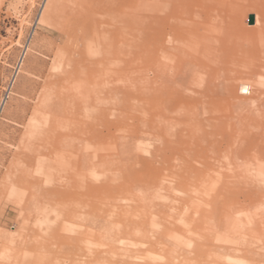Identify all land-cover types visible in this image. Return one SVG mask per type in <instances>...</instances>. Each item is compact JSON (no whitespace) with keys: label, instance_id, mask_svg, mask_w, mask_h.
<instances>
[{"label":"bare ground","instance_id":"1","mask_svg":"<svg viewBox=\"0 0 264 264\" xmlns=\"http://www.w3.org/2000/svg\"><path fill=\"white\" fill-rule=\"evenodd\" d=\"M51 6L61 17L62 44L40 50L49 61L44 59L37 67L31 64L38 59L34 49L22 59L19 78L27 81L22 111L12 119L15 128L10 129V121L6 133L0 132V141L7 139L14 147L5 153L0 142V203L13 198L18 214L25 210L35 214L34 239L25 245L15 241L12 232L0 230V264H26L22 253L34 248L44 254L33 264H83L92 259L78 234L62 233L75 229L66 222L69 217L91 212L96 217L94 211L107 224L103 229L109 233L113 254L123 248V264H135L132 260L140 249L151 246L145 240L152 238L164 245L161 236L175 232L172 222L176 219L193 221L173 246L187 244L189 233L202 234V227L196 225L211 223L214 217L213 223L222 219L230 231L244 228L235 215L225 211L234 200L238 203L241 185L231 188L224 182L213 189L206 187L224 168L216 159L210 160L207 151L211 147L218 154L236 151L238 163L226 159L234 167L238 164L239 169L257 172L246 183L256 187L264 206V101L260 102L264 98V1L53 0ZM250 13L254 19L250 23L249 17L247 23ZM208 40L228 42L215 53ZM149 61L164 74L185 62L190 71L185 79L189 92L178 89L162 105L147 99L153 79L145 71ZM219 95L239 99L216 115L215 107L223 103L217 100ZM99 100L102 104L106 100L110 108L100 112L93 105ZM211 101H215L214 108ZM197 102L207 115L196 124L188 121L195 120L197 111L189 118L172 113L185 103L196 110ZM116 107H134L138 124L120 118L123 110L118 114ZM234 120L240 122L239 127L233 126ZM187 122L189 127L184 126ZM214 123L218 125L216 139L208 149L199 148L207 133L203 126ZM228 126V137L236 141L223 146ZM145 136L160 148L159 154L141 153L144 144L137 140ZM95 138L104 143L99 151L91 144ZM107 143L114 153L103 151ZM87 166L101 170L91 183L82 171ZM112 169L117 175L107 172ZM28 183L34 186L29 189ZM106 196L124 202L110 205ZM182 197L200 202L201 209L182 206L178 202ZM260 210L264 214V208ZM5 212L6 205L0 208V224ZM157 214L164 216L163 223H158ZM223 237L221 244L211 242L206 249L217 258L212 264H242L233 254L240 248L251 258L241 257L246 264H264L259 262L264 257L263 245ZM197 247L192 255L203 259L206 250L200 244Z\"/></svg>","mask_w":264,"mask_h":264},{"label":"rangeland","instance_id":"2","mask_svg":"<svg viewBox=\"0 0 264 264\" xmlns=\"http://www.w3.org/2000/svg\"><path fill=\"white\" fill-rule=\"evenodd\" d=\"M257 1L261 2L264 0ZM51 3H53V0H0L1 133H6L7 123L10 121V129H13L17 126L15 125L12 119L14 116L21 113L22 111V106L24 102L23 91L27 87V81L24 79L21 80L19 78L20 72L18 71L21 66L22 59H27V57L29 56V51L34 49L37 53L38 59L31 61V64L33 65V67H37L39 65H42L44 59L46 61H49L47 55L41 52L40 50L49 47L55 44L56 42L62 44V38L59 36V26L61 23V17L58 12L54 9V6H51ZM251 15V13L250 15H248L247 23ZM232 25L234 24L232 23ZM208 41L209 43H211L210 46L215 49V53L216 51L217 53L219 52L221 46L226 47L228 42V40ZM145 71L149 74L151 78H153L150 88H148L146 92L147 99H150L156 104L159 102L162 105L164 103L170 102V100L172 99V95H174L178 89H180L183 93L189 92V89L185 83V79L187 80L190 77V71L185 62H178V68L176 70L169 73L166 72V74H164L161 70L158 71L155 62L149 61L145 68ZM154 73H157L155 77ZM230 81L234 83H239V81L235 79H231ZM255 81H257V77L255 78ZM103 84L101 83V85ZM225 98L226 97L224 95L218 96L217 100H221L223 102L222 105L219 107L216 106L215 101H211L214 104L211 108H214L216 106L214 110V112H216V115H221L219 114L221 113V111L219 110L223 111L229 105L234 106V103L237 102L239 99L237 95H234V97L232 96L230 98L228 97V99ZM260 99H262L260 100V102L264 101V98ZM96 102L97 101H94L93 105L99 108L100 112L104 111L102 110V108H110L109 104H106V100L105 102L102 100L105 106L101 103V100H99L97 103ZM142 102L145 103V100L143 99ZM222 107L225 108L221 109ZM128 109L123 107L115 108V110L117 111L116 113H120L122 111V116L121 114L119 115L120 118H126L127 121L134 122V124H138L139 117H137V110L134 107H130ZM204 109L205 108L203 107L202 103L200 104L197 102L196 110L195 108L193 109L192 107L187 105V103H185L183 104V106H179L178 108L173 109L172 113L176 115L181 114L185 118H189L190 116H192V113L194 114L197 111L195 120L193 121L191 119L188 121L191 125L193 123L196 124L195 121L199 122L201 118H205L207 114L203 112ZM128 114H130V116ZM188 122L184 126L189 127ZM239 125L240 122L234 120L233 126L239 127ZM217 126L218 125L215 123L203 126L204 129L207 130V133L198 144L199 148H203L204 146L208 149V147H210L211 142L216 139L217 135H215V129H217ZM228 131H230L229 126L225 128V132L223 133V146L227 145L230 142L232 143L236 141L234 140V138L230 136L228 137ZM0 142L1 149L3 148L5 150V153H9L10 149H14V147L10 144V142L7 141V139H3ZM137 142L144 144L143 149H141V153L143 155H149L150 153L157 155L160 152V148L154 147L153 141L149 137L145 136L138 138ZM91 144L93 147L98 148L99 151V146L102 147L104 143L99 142V139L95 138L91 141ZM134 146L135 143L133 142V147ZM212 149L214 148L211 147L208 149L209 151H207V157L210 158V160L216 159V163L219 164L221 167L223 166L224 168H229L227 169L228 172L225 171L224 168H222L223 170H219V176L215 175L213 181H211L209 186L207 185L206 187L213 189L216 185H222V183L224 182H227L228 187L231 188H236L238 187V185H241L242 193H240V196L238 197V203H236L237 200H234L236 201V204L230 203L231 205H233L232 208L227 206L225 207V211L231 212L232 216L235 215L238 219V223H241L244 228H241V230L239 231L232 230V232L230 231V227L225 229L226 226L223 224V222L221 223L222 219L219 224H217V222L213 223L214 220L217 221V217H214V215L216 214L215 213L213 215L214 218H212L211 223L209 222L203 225L198 223L196 225L195 228L200 229V227H202V229H200L202 234L189 233L190 237L189 242L187 244L181 246L175 244V246H173L176 241L175 238L185 236L184 231H187L189 229L190 221H193L190 217L185 219H176L172 222V224L176 228L175 232H169L167 234H162L161 236V238H163V241L165 242L164 245L158 244L152 238L145 240L144 242L151 246L149 248H141L140 252H138L136 256L133 257L132 262H135V264H199L202 261H208V264H212L217 258L214 257L213 252L206 249H208L211 242L216 243L215 245L221 244L223 241L221 242L222 239L220 238H222L223 235V240H233L235 238H240L241 240L243 239L248 245L255 246L254 244L259 243V245L264 246V214L262 213V210H260L261 208L263 209L264 206L263 203H259V196L257 195L256 187L252 184L246 183V180L249 179L251 176L257 177V172L254 169H239L237 167L238 164L234 167L235 164L232 165V162H228L229 158H232L234 162L238 163L236 151H231L228 154H226L225 151L221 154H218L217 149H214V151ZM103 151H105L106 154H112L115 152L109 143L106 144V147L103 149ZM226 158H228V160ZM152 160L154 161V159ZM82 171L84 173V176L86 177V180L91 183L94 181V177L98 175L100 173L99 171L101 170L99 168L87 166ZM107 172L109 174L117 175L116 169L108 170ZM139 185L143 186V184L140 183ZM25 186L31 189L34 185L28 183ZM249 194H251V196L248 197ZM194 195L199 197L200 194L194 193ZM104 200L110 205H112V203L114 204L115 202H119L121 204H123L124 202L123 199H116L115 201L111 200L108 196H106ZM15 201L16 200L13 198H5L0 203V208L6 205V219H4L3 223L0 224V230L6 229L12 232L14 234L15 241L23 242L25 245H27L34 239L32 229L35 228L33 226L35 214H29L28 210H25L24 213H22L21 215L18 214V209ZM178 202L182 206L189 204L188 207L192 209V211H199L201 209L200 207H202L200 202L194 200V203H196L194 204L192 200H188V198L186 199V197L178 199ZM237 204H239L240 206H237ZM94 212H96V217L93 216V212H91L90 214H88V216L85 217H69L66 222L68 224L70 223L72 226H75V229H73L72 227V230H65V233L62 234H78V236L81 237L86 247L85 251L87 256H89V258H92L83 262V264H123L121 261L122 258L125 256L121 252L123 248H119V251H115L113 254V249H111V242H109V233L108 231H106L107 229H103V227H106L107 224H105V221L102 219L101 214L99 216V211ZM154 217L156 218L158 223L164 222V216L157 214L154 215ZM253 223H256V225H252ZM209 224L212 226H210ZM171 233H174L175 235ZM138 241L144 243L141 239H139ZM5 242H7L8 245H12L8 238H5ZM199 244L200 246H203V249H205L207 253H205L206 255L203 254V259L200 260L198 258L199 255H192L191 252L193 248H198L197 246ZM127 245L131 247L134 246L130 244ZM240 249H235L233 251V254L237 256L235 257V260H239V262H241L242 264H246L245 261H250L251 258H249L250 256H244L245 252ZM100 250L104 251L101 257H99V252H101ZM94 253H96V255ZM43 254L44 251L42 249L34 248L32 250H26V252L24 251L22 253V256L23 258H25V262H27L26 264H33L35 261L37 262L38 260H40ZM242 256H244L243 260L245 259V261L242 260ZM62 258L67 259L66 256H62ZM259 262L264 263V257L259 258Z\"/></svg>","mask_w":264,"mask_h":264},{"label":"water","instance_id":"3","mask_svg":"<svg viewBox=\"0 0 264 264\" xmlns=\"http://www.w3.org/2000/svg\"><path fill=\"white\" fill-rule=\"evenodd\" d=\"M253 19H254V17H253V15H251V16H250V23L253 22Z\"/></svg>","mask_w":264,"mask_h":264}]
</instances>
